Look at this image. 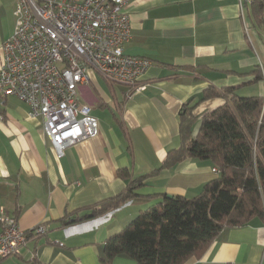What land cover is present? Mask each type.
Masks as SVG:
<instances>
[{"label": "crops", "instance_id": "crops-1", "mask_svg": "<svg viewBox=\"0 0 264 264\" xmlns=\"http://www.w3.org/2000/svg\"><path fill=\"white\" fill-rule=\"evenodd\" d=\"M15 1L0 0V46L13 31ZM124 10L130 19L124 52L152 63L140 91L94 71L78 86V102L98 120L96 136L59 156L27 103L15 96L0 102V206L23 230L42 223L48 228L31 236L18 256L0 257V264H103L105 241L139 212L163 194L193 197L218 176L210 161L194 158L160 168L180 143L183 104L192 100L199 116L225 102L223 88L240 96L264 94V78L253 72L264 70V0L247 6L243 17L237 0H128ZM210 86L220 95L199 100ZM139 176L146 178L134 190L137 198L83 218ZM110 264L135 262L118 255ZM183 264H264V219L223 229L201 257Z\"/></svg>", "mask_w": 264, "mask_h": 264}, {"label": "built area", "instance_id": "built-area-1", "mask_svg": "<svg viewBox=\"0 0 264 264\" xmlns=\"http://www.w3.org/2000/svg\"><path fill=\"white\" fill-rule=\"evenodd\" d=\"M127 1H15L14 28L0 46V102L15 96L27 103L29 115L41 119L44 137L59 156L98 134V120L77 99V88L89 81L91 71L128 85L131 92L146 88L141 77L151 60L124 52L130 38ZM237 1L243 17L254 0ZM47 230L43 223L21 229L17 218L0 206V257L18 256L31 236Z\"/></svg>", "mask_w": 264, "mask_h": 264}, {"label": "trees", "instance_id": "trees-1", "mask_svg": "<svg viewBox=\"0 0 264 264\" xmlns=\"http://www.w3.org/2000/svg\"><path fill=\"white\" fill-rule=\"evenodd\" d=\"M253 72L256 79L264 78V70ZM222 92L225 102L199 116L193 113L196 103L183 104L178 114L180 143L168 150L160 167L187 158L208 160L218 176L193 197L163 194L159 203L139 212L105 241L100 256L103 264L118 255L130 257L135 264H183L191 257H201L223 229L246 225L256 217L264 219V94L240 96L233 87ZM215 95L220 93L210 86L199 100ZM197 120L200 124L193 135ZM118 172L127 176L125 170ZM145 178L131 180L122 193L100 201L83 218L137 198L134 190Z\"/></svg>", "mask_w": 264, "mask_h": 264}, {"label": "rangeland", "instance_id": "rangeland-1", "mask_svg": "<svg viewBox=\"0 0 264 264\" xmlns=\"http://www.w3.org/2000/svg\"><path fill=\"white\" fill-rule=\"evenodd\" d=\"M196 122H197V121H196ZM196 122L193 124V129H194L195 125H196ZM193 129H192V131H193Z\"/></svg>", "mask_w": 264, "mask_h": 264}, {"label": "water", "instance_id": "water-1", "mask_svg": "<svg viewBox=\"0 0 264 264\" xmlns=\"http://www.w3.org/2000/svg\"><path fill=\"white\" fill-rule=\"evenodd\" d=\"M168 197H170V196H168Z\"/></svg>", "mask_w": 264, "mask_h": 264}]
</instances>
